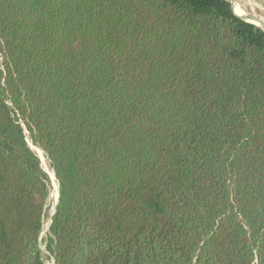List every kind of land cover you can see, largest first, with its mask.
Returning a JSON list of instances; mask_svg holds the SVG:
<instances>
[{
	"label": "trees",
	"instance_id": "trees-1",
	"mask_svg": "<svg viewBox=\"0 0 264 264\" xmlns=\"http://www.w3.org/2000/svg\"><path fill=\"white\" fill-rule=\"evenodd\" d=\"M235 5L0 0V264H264V30Z\"/></svg>",
	"mask_w": 264,
	"mask_h": 264
},
{
	"label": "rangeland",
	"instance_id": "rangeland-1",
	"mask_svg": "<svg viewBox=\"0 0 264 264\" xmlns=\"http://www.w3.org/2000/svg\"><path fill=\"white\" fill-rule=\"evenodd\" d=\"M153 3H159L161 0H148ZM232 2V1H231ZM236 2L246 11L250 12V14H253L255 17L260 18L261 20L264 21V0H236ZM260 15V16H259ZM28 141V140H27ZM47 161V160H46ZM42 165V164H41ZM43 170L46 172L48 175L49 181H50V192H49V198H48V203H47V208L45 211V216L43 219V230L41 233L42 238H46L48 234V228L50 224V215L52 214L53 206L55 204L56 200V190L54 184V179L49 175V168L48 162L46 166H42ZM56 184L57 181L55 180ZM54 186V187H53ZM57 189V188H56ZM41 249L44 253H47L45 251V244L43 243L41 245ZM47 264H53V261L51 258L47 259Z\"/></svg>",
	"mask_w": 264,
	"mask_h": 264
},
{
	"label": "bare ground",
	"instance_id": "bare-ground-1",
	"mask_svg": "<svg viewBox=\"0 0 264 264\" xmlns=\"http://www.w3.org/2000/svg\"><path fill=\"white\" fill-rule=\"evenodd\" d=\"M232 2V6H233V3H235L236 5V9L238 10V12L240 13V14H238L240 17H242V18H244V19H246V20H248V21H252V22H254V23H256L259 27H261L263 30H264V22H262V21H260L259 19H257L253 14H250V12L248 13V12H246L237 2H236V0H231ZM244 16V17H243ZM260 16V15H259ZM28 144L31 146V148L33 149V150H35L34 152H35V154L37 155V157L39 158V160H40V163L42 164L41 166H46V164H47V161H46V157L44 156V154H43V152H42V150L40 149V148H38L37 147V145L35 146V145H33L30 141H28ZM49 175L54 179V176H53V171L52 170H49ZM54 186H55V192H56V196H57V184H56V182H55V179H54V184H53ZM53 186V187H54ZM56 198V197H55Z\"/></svg>",
	"mask_w": 264,
	"mask_h": 264
},
{
	"label": "water",
	"instance_id": "water-1",
	"mask_svg": "<svg viewBox=\"0 0 264 264\" xmlns=\"http://www.w3.org/2000/svg\"><path fill=\"white\" fill-rule=\"evenodd\" d=\"M239 18H241V19H243V20H245V21H247V22H250V23H252V24L258 26L256 23H254V22H252V21H248V20H246V19H244V18H242V17H239ZM256 18L259 19L260 21L264 22V21L261 20L260 18H258V17H256ZM258 27H259V26H258ZM260 28H261V27H260ZM261 29H262V28H261ZM262 30H263V29H262ZM28 145H29V144H28ZM29 147L31 148L30 145H29ZM31 149H32V148H31ZM32 150H33V149H32ZM33 151H35V150H33ZM53 176H54V179L56 180L54 173H53ZM57 199H58V183H57V196H56L55 203L57 202Z\"/></svg>",
	"mask_w": 264,
	"mask_h": 264
}]
</instances>
